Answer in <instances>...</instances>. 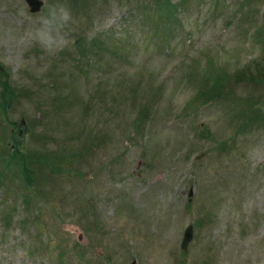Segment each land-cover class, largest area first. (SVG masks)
<instances>
[{
	"label": "rangeland",
	"instance_id": "374dc122",
	"mask_svg": "<svg viewBox=\"0 0 264 264\" xmlns=\"http://www.w3.org/2000/svg\"><path fill=\"white\" fill-rule=\"evenodd\" d=\"M64 2L0 0V264H264V0Z\"/></svg>",
	"mask_w": 264,
	"mask_h": 264
},
{
	"label": "clouds",
	"instance_id": "9594fccd",
	"mask_svg": "<svg viewBox=\"0 0 264 264\" xmlns=\"http://www.w3.org/2000/svg\"><path fill=\"white\" fill-rule=\"evenodd\" d=\"M46 10L38 14L34 28V38L49 53H54L65 43V29L73 21V13L64 0L49 3Z\"/></svg>",
	"mask_w": 264,
	"mask_h": 264
},
{
	"label": "trees",
	"instance_id": "16d2710c",
	"mask_svg": "<svg viewBox=\"0 0 264 264\" xmlns=\"http://www.w3.org/2000/svg\"><path fill=\"white\" fill-rule=\"evenodd\" d=\"M169 2H167L166 5H168ZM168 9H164L166 10L168 13H170L171 11H173V6L170 3ZM215 86L213 87V89L209 90L207 92V94H212L211 96H209L210 98L214 97L215 95H213L215 90H218L219 88V83L218 80L213 81V84ZM6 90H8V87L5 88ZM212 92V93H211ZM7 91L4 92L3 96L6 95ZM203 93H205L203 91ZM33 155H27V154H21V157L19 158V162H15L13 164L18 165L19 168V172H20V176L22 177V181H26L27 185L29 184L30 188H32V186H34L36 183V181L38 180V178L40 177L41 172H39L38 170V162L37 159L34 160ZM12 163H6V166H10ZM1 174V173H0ZM3 174H1L2 176ZM35 187V186H34ZM28 199H33V195H31V197H29ZM5 220H8L7 218H5ZM9 221H7L6 223H8ZM7 225L5 224V229H6Z\"/></svg>",
	"mask_w": 264,
	"mask_h": 264
},
{
	"label": "water",
	"instance_id": "95a60500",
	"mask_svg": "<svg viewBox=\"0 0 264 264\" xmlns=\"http://www.w3.org/2000/svg\"><path fill=\"white\" fill-rule=\"evenodd\" d=\"M28 3V6L30 8V11L33 13H37L42 11L45 0H26ZM3 69V65L0 63V70ZM194 194V188L191 187L189 191V196L192 197ZM193 238V225H189L185 231L184 236L182 239V247L186 248L189 241H191ZM129 264H138V260L136 258H133L132 261Z\"/></svg>",
	"mask_w": 264,
	"mask_h": 264
}]
</instances>
